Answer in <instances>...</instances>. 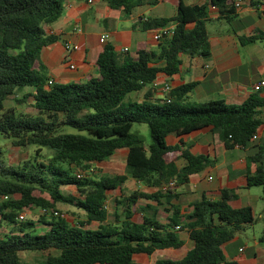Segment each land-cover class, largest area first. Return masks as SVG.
<instances>
[{"label": "trees", "instance_id": "obj_1", "mask_svg": "<svg viewBox=\"0 0 264 264\" xmlns=\"http://www.w3.org/2000/svg\"><path fill=\"white\" fill-rule=\"evenodd\" d=\"M66 1L0 0V134L10 138L13 146L37 145L38 151L40 147L52 151L46 162L38 159L37 151L34 160L16 167H0V227H9L8 233L0 237V264H34L23 262L21 251L46 253L43 264H139L132 259L135 253L149 255L157 249L180 248L183 240L178 233L183 229L192 246L179 259L159 257L155 264H236L226 260L223 244L255 218L251 207L234 208L229 202L236 197L234 189L239 186H261L264 199V139H254L262 123L264 98L252 93L238 104L191 101L188 92L195 82L173 87L165 95L168 101L163 98L161 103L153 102L151 98L157 77L177 74L183 54L209 56L207 22L211 6L228 13L234 7L233 0L193 4L162 0L174 4V14L148 17L140 23L142 30L174 25L173 34L155 49L138 43L133 52H115L106 43L96 59V75L84 81L58 83L47 75L40 52L58 40V35L47 33L45 26L61 16ZM103 1L126 14L138 6L159 2ZM263 37L257 34L239 40L249 43ZM24 87L34 91L23 92L15 101L22 104L31 97L34 112L16 114L14 107L6 109L4 100ZM144 87L147 94L141 101L124 100ZM133 123L147 124V148L141 136L131 132ZM64 126L77 132H63ZM207 126L227 148L251 146L253 152L247 159L254 163V171L246 173L236 187L221 189L216 199L203 195L184 216L172 209L163 223L144 214L150 208L146 205L140 207L141 221L134 220L133 205L138 198L168 200L174 197L179 184L212 163L208 156L190 152L182 141L173 145L166 142L169 134L179 136ZM121 148L128 150L125 172L96 175L91 164L109 158ZM179 159L182 165L177 163ZM77 173L84 175L78 177ZM128 178L155 190L123 193L121 199H116V205L122 206L121 215L114 212V221L107 222V192L122 191ZM170 179H175V186L163 191L161 187ZM64 186H74L77 194L65 193ZM35 190L40 194L35 195ZM57 202L84 211L86 220L72 224L54 215ZM34 208L43 210L37 220L17 219L20 211ZM92 221L98 225L87 227Z\"/></svg>", "mask_w": 264, "mask_h": 264}, {"label": "crops", "instance_id": "obj_2", "mask_svg": "<svg viewBox=\"0 0 264 264\" xmlns=\"http://www.w3.org/2000/svg\"><path fill=\"white\" fill-rule=\"evenodd\" d=\"M204 0H185L187 4L200 3ZM231 12L210 10V20L207 22L211 51L209 56H188L183 54L179 72L172 76L160 75L156 79L152 99L164 98L160 89L165 83L171 87L195 82L191 92V101L206 102L209 100H223L228 104H238L250 94L257 93L264 98V84L257 89L253 85L264 81V37L255 42L241 43L240 37L262 34L264 36V0H251L240 9L230 8ZM175 12L173 3L159 0L155 4H145L126 14L121 10L110 8L103 0H67L61 16L45 26L47 33L58 35V40L44 46L40 52V59L46 67L47 75L58 83L84 81L97 74L96 59L107 43L115 52L127 47L133 52L136 44L144 43L149 49H155L157 43L151 39V29L142 30L140 23L148 17H168ZM105 33V43L99 42V36ZM78 45V49L72 46ZM68 46V47H67ZM73 64L74 68H69ZM27 91L33 92L32 88ZM147 87L136 91L138 101L147 94ZM32 104V98L30 97ZM261 125L258 127L254 139H264V108L260 109ZM139 134V132H135ZM140 135V134H139ZM142 138V137H141ZM182 141L193 154L208 156L212 163L202 171L191 174L187 182L179 184L174 189V197H161L159 202L154 199L138 198L134 206V220L141 221L142 206L149 205L144 214L153 216L160 222H165L172 209L184 216L191 211V205L203 195L216 199L223 188L236 187L246 173L253 172L254 163L249 162L248 155L253 152L251 146H233L227 148L218 139L212 127L196 129L183 135L169 134L168 144ZM147 148V146H146ZM128 150H116L109 158L92 163L96 175H116L125 172V159ZM99 164L95 165L94 164ZM183 164L182 159L177 162ZM131 189V190H130ZM139 190L152 193L155 189L148 188L143 183L128 178L122 185V191L116 189L107 192L109 201H115L124 194ZM113 192V193H112ZM236 197L230 200L234 208L251 207L255 221L237 231L234 236L223 244L226 260L236 264H264V199L262 187H237L234 189ZM75 208V207H74ZM80 210V209H78ZM108 210V208H107ZM115 211L121 214L122 209ZM82 211V210H80ZM109 211V210H108ZM84 213V211H83ZM85 214V213H84ZM110 216V214H109ZM107 222H111L109 219ZM115 219V217H114ZM114 221V220H113ZM185 218H182V222ZM95 225L98 222L92 221ZM5 231L8 226H1ZM183 240L180 248L157 249L151 254L135 253L134 262L139 264H155L159 257L179 259L192 246L185 229L179 231Z\"/></svg>", "mask_w": 264, "mask_h": 264}, {"label": "rangeland", "instance_id": "obj_3", "mask_svg": "<svg viewBox=\"0 0 264 264\" xmlns=\"http://www.w3.org/2000/svg\"><path fill=\"white\" fill-rule=\"evenodd\" d=\"M30 89V87H24L22 91H18L17 94L14 97H8L4 100V107L6 109L14 107V112L17 114L19 112H25V113H32L34 112L32 105L30 103V97L27 98L26 102L22 104H18L15 101V98H21L23 92H27V90ZM138 96L136 95V92L129 93L125 97V101H134L138 100ZM163 98L158 99H152L153 102H159L161 103ZM84 111L80 114L82 115ZM63 132H71L76 133L77 130L74 128H71L69 126H64L61 129ZM131 132H139L140 136L143 139L144 146H148L150 143V135H149V128L147 124L145 123H133L131 126ZM38 146L37 145H28L26 147H17L13 146L11 143L10 138H6L3 135L0 134V167H9L13 166L16 167L18 165H21L26 160H34V157L36 156ZM38 153L39 160L47 161L48 158L52 155V151L46 147H40ZM93 166V164H91ZM95 165H99L94 164ZM65 166V165H64ZM94 169V168H93ZM85 173V172H83ZM96 174V173H95ZM62 190L65 193H71V194H77V191L74 186H64L62 187ZM131 190V189H130ZM113 193V192H112ZM35 195H39V191H34ZM46 195V194H44ZM47 196V195H46ZM119 208L118 210H115V201L110 200L109 201V219L111 221L114 220V212L118 211L120 213L119 209H122L121 205H117ZM55 209L58 211H61L65 214V219L69 221L72 224H78L79 221L86 220V216L83 213V211L78 210L77 208H74L70 204L57 202L55 204ZM27 219H30L32 221H35L38 219L39 215L43 213L42 209L40 208H34L27 210ZM121 215V214H120ZM93 222L87 224V227H95V223ZM37 227L39 230H42L41 224L37 223ZM8 231H5L3 228L0 227V237H3V235L7 234ZM19 255L21 257V260L23 262H31L34 264H43L44 258L46 253L40 252V251H21L19 252Z\"/></svg>", "mask_w": 264, "mask_h": 264}, {"label": "built area", "instance_id": "obj_4", "mask_svg": "<svg viewBox=\"0 0 264 264\" xmlns=\"http://www.w3.org/2000/svg\"><path fill=\"white\" fill-rule=\"evenodd\" d=\"M91 0H88V2H90ZM251 0H233V5L236 9H240L245 3H249ZM211 9H216V7L214 6H211ZM173 31H174V25L173 24H170V25H164V26H160V27H157V28H154V29H151V39L153 42L155 43H159L161 42L162 40H164L165 38L167 37H170L172 34H173ZM106 39H107V35L105 33H102L100 36H99V42L100 43H105L106 42ZM68 47V46H67ZM73 49H78V45L74 44L72 46ZM120 51H128V48L127 47H123L120 49ZM69 68L73 69L74 68V65L73 64H70L69 65ZM52 80H49V83L51 82ZM156 83L154 82L153 85H155ZM264 84V81H260L258 83H255L253 85V89H257L260 85H263ZM172 89L171 85L169 83H165L163 84V86L161 87L160 91L161 93L164 94V98L168 101L169 98L165 97L166 94H168L170 92V90ZM256 136L254 135V138ZM84 174L83 173H77V176L78 177H82ZM176 184V181L175 179H170L166 184H164L161 189L163 191H167L171 188H173ZM8 197L7 196H3V199H7ZM104 207L107 209L108 208V200H105V204H104ZM43 211V210H42ZM54 215L56 216H59L61 218H65V214L61 211H54L53 212ZM17 219L19 221H24L27 219V212L26 211H20L17 215ZM176 228H179V226L177 225Z\"/></svg>", "mask_w": 264, "mask_h": 264}]
</instances>
